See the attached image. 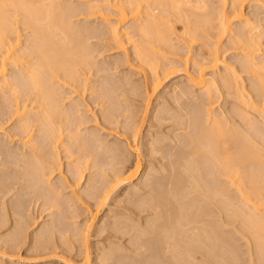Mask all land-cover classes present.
Here are the masks:
<instances>
[{
	"label": "rangeland",
	"instance_id": "rangeland-1",
	"mask_svg": "<svg viewBox=\"0 0 264 264\" xmlns=\"http://www.w3.org/2000/svg\"><path fill=\"white\" fill-rule=\"evenodd\" d=\"M56 1L62 7L69 4V15L73 14L69 16L71 24L87 38L83 41L88 59L75 68V80L68 77L70 80L64 84L67 80L62 71H58L59 82L58 78L53 79L60 92L55 98L60 100L57 103L67 119L63 113L55 119L50 137L44 134L46 121L38 114L39 100L26 93L15 99L12 91L0 87V264H66L67 257L82 264L85 252L90 264H264V203L256 210L252 206L257 201L253 194L248 196L250 201L244 202L235 182L244 179L242 173L232 176V183L221 168L223 173L217 170L213 179L212 172L216 173L219 165L214 169L206 158L192 154L189 142L199 126L206 128L211 124L212 114L224 121V130L233 128L242 137L249 136L264 156V120L259 110L264 107V100L253 89L257 72L252 71L255 67L246 66L244 57L249 50L241 43L244 40H239L243 31H247L249 40L257 42L254 44L258 47L253 48L256 59H264V0H244L241 20L233 17L232 0H225L223 6L220 0H181L185 16L179 14L180 8L178 15L166 13L173 26L168 33L170 46L159 44L156 48L158 43L154 46L155 68L146 65V73L139 67L135 47L126 44L125 50L119 48L110 28H122V33L132 37L135 44H142L135 27L143 20L147 22V15L156 14L154 17L160 18L164 14L161 13L164 1L157 4L162 2L142 0L139 15L128 17L121 24L117 10L110 5L114 0ZM197 2L203 8L201 11L199 6L191 7ZM94 4L99 7L92 9ZM222 10L231 20L225 33H220L218 14ZM18 17L20 50L25 43L30 44L32 32ZM203 17L211 21L209 27L203 24ZM199 28L204 29L202 33ZM59 33L55 31L61 37ZM189 34H195V39L189 40ZM213 50L219 57L214 67L208 63ZM28 56L26 61L32 57ZM201 65L204 82L196 86L184 70L195 75ZM13 69L7 65L8 78L13 76ZM165 71L170 74L163 75ZM153 72L159 75L154 89ZM212 78L217 79L216 86L210 82ZM19 86L24 90L25 87ZM23 104L27 106V115L33 118L25 123V129L20 126L25 117L16 113V108ZM35 116L41 119L34 121ZM247 116L258 121L255 126L245 119ZM70 130L79 132L84 139L70 143ZM58 133L62 143L59 147L52 143ZM32 150L41 157L48 154L44 170L39 173L33 170L37 167L33 165L36 158L33 159ZM198 157L200 162L203 160L201 165ZM192 162L196 174L183 168ZM136 163L140 165L138 175L112 187V176L131 170ZM75 169L83 174L79 184L74 182ZM248 170L264 202V166ZM193 177L203 184L200 188L215 194L218 188L221 193L212 200L213 193H209L205 199L196 191L199 186ZM242 185L247 188V184ZM197 190L202 193V189ZM49 199H54V206L47 203ZM252 214H258L263 223ZM186 221L189 223L182 229ZM168 224L181 234L180 237L174 234L172 242L168 238L171 230H167ZM194 227L207 229L204 233L209 238L202 240L208 246H201ZM209 227L219 236H212L215 232ZM36 236L48 241L45 244L42 238L40 243L43 241L44 245H39ZM210 236L215 243H209ZM181 241L191 246L192 259L171 249V244L179 246Z\"/></svg>",
	"mask_w": 264,
	"mask_h": 264
},
{
	"label": "bare ground",
	"instance_id": "bare-ground-1",
	"mask_svg": "<svg viewBox=\"0 0 264 264\" xmlns=\"http://www.w3.org/2000/svg\"><path fill=\"white\" fill-rule=\"evenodd\" d=\"M44 1H46V0H44ZM44 1H42V0H0V87H4V88L8 89V91L9 90L12 91V94L14 93V95H15V99H17L20 96V94H23V93L24 94L26 93L25 95L31 94L36 98V100L38 99L40 102L38 106H40V108H41L40 112H38V114L40 113L42 116L41 118L42 119L44 118L46 121L45 122L46 124L43 123V125L45 124V126H43V127H45V128H43L45 131L44 130L43 131H44V134L46 136L48 135L50 137L52 135V130H53L51 127L52 124L54 123L55 119L61 113H63L62 109H60L61 107L57 103L60 101V100L57 101V98L59 96L58 93H60V92L58 91L57 85H55L56 87L54 86L55 80L53 81V79L58 78L57 81L59 82L60 77H58V71H62V75L65 76L66 80H67V81H64V84H67L68 80L74 79L77 77L74 73L75 68L77 67V65L81 66L83 62L86 63L85 61H87L86 59H88V56H86V53H87L86 46H85L86 43L84 44V41L87 38L84 39V36L82 35V33L79 34V31H76L77 28L75 29V27H73L75 24L74 25L71 24V22L69 20V16L73 15V14L69 15L71 12V9L68 8L69 4H67V6H64V7H62V5H63L62 4V5H60L61 6L60 7L59 5H57L58 2L56 0H48V2L46 1V3ZM141 1L142 0H114L113 2L111 1L112 3L110 5L115 7V9L118 12L117 13L118 24L123 23L125 20L128 19V17L136 18L140 12V6H141L140 2ZM158 1H161V2L164 1L165 2V4H164V2H162V3L157 2V4L158 3L164 4L165 8L161 9V10H164V12L161 11V13H164L166 18L163 17L164 14L161 17L157 15V17H160V18L154 17V15H156V14H154V15L151 14V15H147V17H148V18H146L147 22L145 20H143L144 23H142L143 21L141 23L137 22L138 24H137V27H135V28L136 29L138 28V32L140 33V35L142 37V39L140 40V41L143 40V42H141L142 44H140V45L135 44V41L132 39V37L126 35L125 33H122V32H124L122 28L121 29L119 27L117 28V26L116 27L113 26L112 28H110L111 35L113 36L114 40L117 42V46L119 48H121L122 50H125L126 44H129V45H132L133 47H135L134 53L136 55V58L138 57L137 59H139L138 60L139 65H140L139 67L141 68V70L144 73H146L147 69H148L146 67V65L151 66L150 68H153V69L155 68L154 61L156 58L155 59L153 58V52H154L153 50H155L157 48V46L159 47V44H160V46H161V44H162V46H168V45L170 46V44H169L170 39L168 37V33L172 29L173 26L170 24V20H169V18H167L166 13L170 12V14H171V12H174V13L177 12V15H178V13L180 12V9H181L180 7H182V6H180V2L182 3L181 5H183V2L181 0H158ZM185 1H184V3L186 4L187 1L186 2ZM220 1H221L222 6H223L225 4V0H220ZM244 2H245L244 0H232V7H233L232 8V14H233V17L238 19V20H241L244 17L243 16L244 15V12H243V5H244L243 3ZM188 4H189V1H188ZM201 4H203V3H201ZM64 5H66V4H64ZM95 6H97V8L99 7L98 5L94 4L93 8L92 7L91 8L94 9ZM198 6H199V9L201 11L203 8H200L202 6L198 5V2H197L196 6L192 5L191 7H195L198 9ZM70 8H73V6ZM188 8H190V6ZM191 9L194 10L193 8H191ZM96 11H97V13L101 14V11L99 9H97ZM197 11H199V10H197ZM181 13H183V10L179 14H181ZM206 13H207V11H206ZM210 13L208 16H206L207 18L210 16ZM19 15L21 16L23 26L26 27L27 29L30 28L31 30H29V31L32 32L31 36H29L31 39V40H29L30 44H29V42L27 40L28 38H27L26 40H27L29 45L27 46L25 43L24 44L25 48H22L20 50H19V48H21L20 47L21 40H20V33L18 30L19 28H18V24H17V22L19 20V17H18ZM194 15H196V14H194ZM218 15H221L220 16L221 19L219 22V24L221 26V29H220L221 32L220 33H223V32L225 33L230 29V25H231L230 21L231 20L229 18V15H226L224 10H222L221 14H218ZM180 16H182V15H179V17ZM184 16H185V14H184ZM211 16H212V14H211ZM206 17L202 18V20L204 19L203 24H205L206 27H209L210 25L209 26H207V25H208V22H209V24H211L210 23L211 21L207 20ZM196 19H199V18L196 17ZM196 23H195V25H196ZM197 25H198V23H197ZM81 26H79V27H81ZM245 28H247V27L245 26ZM199 29L201 30V28H199ZM56 30H58V32H60L62 34L61 37H58L55 34ZM203 30L204 29L201 30V33ZM195 32H197V30ZM244 32L245 31H243V33L241 32L242 34L240 36L242 39H239V40H244L243 42L241 41V43L242 44L244 43L245 49H247V51L249 50V52H247L245 57H244V58H246L245 59L246 66L248 65V67L250 66V68L255 67L256 70L258 68L257 71L252 69V71H255V73L257 72L256 73L257 74L256 75L257 81H256V85L253 87V89L256 90L257 93L259 94V96H261V98L264 100V59H260V60L256 59L258 57H256L254 54L256 52L255 49L253 50V48L255 46H257V44L256 45L254 44L256 41L254 42V40H253V42H252L251 41L252 39L249 40L250 37L248 38L247 36H250V34H248L247 31L245 33ZM60 33H59V35H60ZM246 33H247V35H245V36L247 38L244 36V34H246ZM83 34H84V32H83ZM195 34L190 35L189 40H194ZM198 34H199V32L196 35H198ZM125 35L128 37L126 39H122V37H124ZM196 38H197V36H196ZM59 41H61L63 43H60ZM66 41L68 43H70V46L67 45L68 43H66V45H65ZM154 42H155V44H154ZM216 43L217 44L219 43V39L216 40ZM155 45H156V48L154 47ZM26 46H27L28 50H27ZM216 52H217L216 50L215 51L213 50V52L211 54V58H209L208 63L211 64L210 66H212V67L216 66L217 63L219 62V57L217 56ZM155 53H156V50H155ZM27 56L28 57L32 56L31 59H29L30 61L27 60L28 62L25 60ZM255 60L256 61L258 60V61L256 62ZM8 64L12 65L14 68L13 69L14 70L13 76L11 78L10 77L8 78L6 76ZM198 67H199V68H197L198 70L196 69L198 71V73H196L197 72L196 71L194 73L195 75L188 73L187 70H184V74L186 75L188 80L190 82H192L194 85L202 86V84L204 82V77H203V74H204L203 69L204 68L202 67V65L198 66ZM165 72L163 74L165 76L170 74V71H168L166 73ZM148 78H149V76H148ZM64 80H65V78H64ZM216 80L217 79H215V78L211 79L210 82L213 84V86L215 84L217 85ZM158 81H159L158 73L153 72V78L151 79V84L153 85V89L157 86ZM18 84L21 85V87H23V88L25 87L24 88L25 91L27 88L28 91L25 92L24 90H21L20 86L18 87ZM212 84H211V86H212ZM209 91H210V88H209ZM20 92H22V93H20ZM238 93H239V95H241L240 92H238ZM55 96L57 98H55ZM26 107H27L26 104H23L21 108H16V113L19 116L25 117L21 122L23 125H20V126H22V128L25 127V123L27 121H29V120L31 121V119H33L32 116L29 117L27 115L28 111H27ZM73 109H75V108H73ZM259 110L261 113L260 116H262V120H264V107H262V109H259ZM241 114H243V113H241ZM63 115H64V118H66L64 113H63ZM67 115L70 116V112ZM71 115H72V113H71ZM211 115L209 116L211 124L209 123L208 127L203 128L201 126H199V127L197 126L198 129L195 133H193L194 135L191 134L192 137L189 136V138L191 137L189 139V142L192 145V152L191 153L192 154L194 153L199 157L206 158L207 162L213 163L212 167L214 169L216 168L217 165H219V166H217V169L215 170L216 173L212 172V173H214L212 176L213 179L215 178L214 175L216 176L217 170H219V169L221 170V172L224 169V174L227 176L229 181L231 180L230 182H232V183L234 181L232 180L231 177L235 176L239 173H242L241 176L244 175L243 176L244 179L239 178V181H235L236 183L238 182V184H239L237 189L239 191H241L240 195L244 199V202L250 201L249 200L250 198L248 196H251L253 194L255 196V198H257V201H256V203H253L252 206L256 210H258V208L261 206V204L264 203L262 198L259 197L261 192H260V189L255 184V182L252 179H250V177L248 175L249 173L247 174L246 171L248 170V168L256 170L257 167H262V165L264 166V160H263L264 156H263V154L261 155V151L258 149L260 147H257L258 145L256 146V144H254V142L250 140L249 136H247L248 137L247 138L246 135H245V137L244 136L242 137L241 135H239L241 133H238L239 131H236L237 129L231 128L232 129L231 130L229 128L230 130L229 129L224 130V128H225L224 121L222 122V119L219 116L213 115V117H212ZM36 117L37 116L34 117L35 118L34 121L38 120V118H39V117L38 118H36ZM243 117H242V119H243ZM247 117H245V119H247L249 121V123H251V125H253V124L256 125V123L258 122V121H256L255 118L252 119V117L251 118H249V117L247 118ZM41 118H39V120ZM245 119H243V120H245ZM48 124H49V126H48ZM255 125H253V126H255ZM71 126H72V124H71ZM23 129H25V128H23ZM23 129H22V132H23ZM71 132L70 133L68 132V134L70 136L69 139L71 140L70 143L74 144L75 142H78V140L81 138V136L79 137V135H78L79 132L78 133L76 131H75L76 133L74 131L72 133ZM19 137H20L19 139H21V140L24 139V137H21V136H19ZM60 137H61V135L58 133V135H55L54 139L52 140V143L58 144V147L62 146L61 145L62 143L60 144ZM81 139H84V138L82 137ZM85 139H87V138H85ZM90 141H91V139H90ZM23 142H24V140H23ZM134 143H135V140H134ZM136 143H137V141H136ZM98 145H100V144H98ZM188 145H189V143H188ZM135 146H136V144H135ZM58 147H56V148H58ZM70 147H71V145H70ZM132 147H134V146H132ZM136 147H135V149H136ZM69 151L70 150L67 149V152H69ZM30 153L33 156V159L36 158V160L34 159L36 164L34 163L33 165L37 168L32 167V168H34L33 170L34 171L36 170L37 173H39L38 171L44 170L43 168L45 167L44 165H45L46 160H47L46 158H48L46 156H48V154L47 155L45 154L44 157L43 156L41 157L40 153L36 152L35 150H32ZM70 154H67V156H69ZM190 157H192V156L190 155ZM199 157L197 160H199L198 161L199 165H201L200 163H202L203 160H201V162H200ZM178 165L182 166V164L181 165L178 164ZM250 165H251V167L253 166V168H250ZM245 166L247 167V170H246ZM254 167L256 169H254ZM183 168H184V170L187 169V171L189 169H192L191 171L194 170V173L196 171V169H194L196 167H194L193 162L189 163L187 165V167L185 166ZM201 168H202V166H201ZM221 168H223V169H221ZM139 169H140V165H139V163H136L131 170H128L126 172L120 171L118 173H115L112 176V181H113V182H111L113 184L112 187H114L115 185H118V184L127 183L130 180H132L140 172ZM258 169L260 170V168H258ZM259 170H258V172H260ZM82 175L83 174L80 171L79 172L77 171L74 174L75 184H77V183L79 184V182L81 181V178L83 177ZM210 175H212V174H209V176ZM179 176H177V177H179ZM178 179H180V178H178ZM178 179H176V180H178ZM193 180H194V177H193ZM194 181H195V185L199 186V187H196L194 185L196 187L195 188L196 191L200 192L201 196H204V198L207 199L206 197H208V196H206V195L211 193L210 190H207L206 188H200V186H203V184L201 185L200 184L201 182L197 181L196 179ZM243 183L247 184V186H246L247 188H244L245 185L240 186V184H243ZM218 184H219V182H218ZM219 187H221V186L219 185ZM242 188H244V189L242 190ZM168 189L170 190V188H168ZM197 189H200V190L202 189V193H201V191H199ZM220 191H221V189L217 188L216 194L221 193ZM168 192H170V191H168ZM212 193H213V191H212ZM216 194L214 192L212 194V198H211V195H209L208 200L210 198L212 200L213 196H215ZM49 195H48V198L50 197V199H51L52 197ZM51 195H52V193H51ZM105 198H106V196L104 195V199ZM50 199L47 201V203L50 204V206L51 205L54 206V204L52 203L54 201V199H53V201H51L52 199L51 200ZM164 199H165V197H164ZM167 200H168V198L166 197V201ZM205 202H207V200ZM209 202H211V201H209ZM102 203L103 202H100V205H102ZM252 215L257 219V221H261V223H263L261 220V217H259L258 214H252ZM188 223L189 222L186 221L184 224H182V226H183L182 229H184V227L187 226ZM168 228L169 229H167V230H170L171 226L169 225ZM206 228H207V226H206ZM193 229L195 232V237L198 239L200 238V240H201L200 241L201 246L202 245L208 246L207 243L206 244L203 243L204 238H207L209 236L208 233H204V232H206L207 229H205L203 227L199 228V229H198V227H194ZM209 230H211L210 227H209ZM214 230L215 229H213L211 231H213V233H214L215 232ZM207 232H210V231H207ZM169 233L170 234L168 235V238H169V241L171 240V242L175 239V235L179 236L178 232L176 233V231H173L172 228H171ZM215 234H216V232L214 234H212V236ZM216 235H215V237H216ZM178 236H176V237H178ZM180 236H181V234H180ZM217 236H219V235H217ZM36 237H38V236H36ZM179 237H178V239H179ZM7 238H6V240H7ZM38 238L36 240L39 241V243H40V239H42V238L43 239L45 238V240H44L45 244L48 241V240L46 241V237L39 238V240H38ZM11 239H13V238H11ZM9 240H10V238H9ZM213 240H214L213 238H212V240H209V243H211L210 241H212V242L215 241V240L214 241ZM37 241H36V243H38ZM41 242L43 244V241H41ZM174 243H176V242L174 241ZM182 243H183V245L181 246L180 244H182ZM42 244L40 243L39 245H42ZM173 244H171L172 246L170 245V247H173V248H171L172 250L175 249L176 251L178 250L177 251L178 253H185L186 257H188L189 259H190V257H191V259L193 258V252H192V248L190 245L184 244V242H182V241L180 242L179 246L176 244L175 245H173ZM39 245L37 244V246H39ZM204 246H202V247H204ZM39 247H41V246H39ZM178 247H180V248H178ZM63 257H64V255H63ZM67 258H66V264H75L73 261H71L70 259H67ZM90 262L91 261L89 259V255L87 252H85L84 255L82 256V264H90Z\"/></svg>",
	"mask_w": 264,
	"mask_h": 264
}]
</instances>
